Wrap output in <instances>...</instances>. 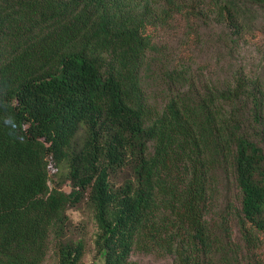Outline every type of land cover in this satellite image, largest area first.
<instances>
[{
    "label": "trees",
    "instance_id": "16d2710c",
    "mask_svg": "<svg viewBox=\"0 0 264 264\" xmlns=\"http://www.w3.org/2000/svg\"><path fill=\"white\" fill-rule=\"evenodd\" d=\"M261 14L0 0V264H81L82 205L100 264H264V80L238 64ZM170 28L177 45L156 42Z\"/></svg>",
    "mask_w": 264,
    "mask_h": 264
},
{
    "label": "rangeland",
    "instance_id": "374dc122",
    "mask_svg": "<svg viewBox=\"0 0 264 264\" xmlns=\"http://www.w3.org/2000/svg\"><path fill=\"white\" fill-rule=\"evenodd\" d=\"M256 27L255 35L251 37L246 44L241 48L240 56L238 57V64H241L243 68L251 72L258 73L264 80V16L259 15L253 22ZM173 29L170 28L168 30H158L156 32V42L158 43H169L171 47L177 45L176 42V34L173 33ZM178 33V32H177ZM181 48V47H180ZM210 51V50H209ZM193 61H197L199 57L196 56V53H192ZM207 58L205 64L209 65V69H216V65H218V56L213 55L212 52L210 54H206ZM203 58V57H202ZM202 64V63H201ZM151 97L156 98L157 92L153 87ZM158 97V96H157ZM157 99V98H156ZM66 191L67 186H63ZM82 207L78 209H70L67 211L68 218L70 220L72 226V232L76 235L84 234V238L86 239V247L84 252V257L81 264H100V260L95 257L93 253L91 240L96 233L95 226H93L92 222L88 220L87 211ZM131 261L137 264H170V258H157L151 254H133L131 256ZM44 264H54L52 262V258L48 255L47 259L44 261Z\"/></svg>",
    "mask_w": 264,
    "mask_h": 264
}]
</instances>
